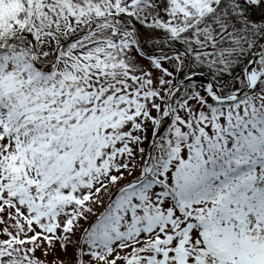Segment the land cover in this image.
<instances>
[{
  "label": "snow or ice",
  "instance_id": "obj_1",
  "mask_svg": "<svg viewBox=\"0 0 264 264\" xmlns=\"http://www.w3.org/2000/svg\"><path fill=\"white\" fill-rule=\"evenodd\" d=\"M0 264H264V0H0Z\"/></svg>",
  "mask_w": 264,
  "mask_h": 264
}]
</instances>
